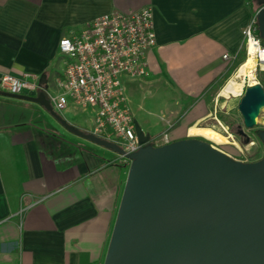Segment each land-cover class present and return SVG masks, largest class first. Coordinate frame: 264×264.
Returning a JSON list of instances; mask_svg holds the SVG:
<instances>
[{"label":"crops","instance_id":"1","mask_svg":"<svg viewBox=\"0 0 264 264\" xmlns=\"http://www.w3.org/2000/svg\"><path fill=\"white\" fill-rule=\"evenodd\" d=\"M144 6L156 44L147 74L123 80L129 107L144 133L184 138L214 119L204 93L230 67L223 55L241 45L250 0H0V76L33 73L52 85L61 37ZM58 114L82 132L94 126L93 109ZM127 168L40 104L0 94V264H103Z\"/></svg>","mask_w":264,"mask_h":264},{"label":"water","instance_id":"2","mask_svg":"<svg viewBox=\"0 0 264 264\" xmlns=\"http://www.w3.org/2000/svg\"><path fill=\"white\" fill-rule=\"evenodd\" d=\"M257 20L264 40V6ZM0 94L40 104L67 130L129 160L103 264H264V155L242 162L191 135L153 146L135 120L141 146L125 154L68 124L43 93ZM237 107L243 127L255 128L264 86L244 88ZM259 136L264 145V130Z\"/></svg>","mask_w":264,"mask_h":264},{"label":"built area","instance_id":"3","mask_svg":"<svg viewBox=\"0 0 264 264\" xmlns=\"http://www.w3.org/2000/svg\"><path fill=\"white\" fill-rule=\"evenodd\" d=\"M258 12L242 29L238 51L233 55H223L230 67L237 62L241 52L245 59L253 57L255 76L264 70V40L258 32ZM155 44L150 6L130 12L113 11L95 18L80 32L59 39L58 53L64 65L52 85L44 86L39 76L33 73H5L0 76V92L28 96L43 93L57 113L69 105L93 109L94 126L90 133L118 146L125 154L133 153L141 145L135 133V119L123 80L142 78L147 74L146 52ZM236 79L242 83L241 93L237 96L240 97L244 88L253 84L249 79ZM169 142L167 133L153 136L150 140L153 146ZM117 155L129 164L124 154Z\"/></svg>","mask_w":264,"mask_h":264},{"label":"rangeland","instance_id":"4","mask_svg":"<svg viewBox=\"0 0 264 264\" xmlns=\"http://www.w3.org/2000/svg\"><path fill=\"white\" fill-rule=\"evenodd\" d=\"M255 1L256 0H253L254 4H256ZM244 59V53L241 52L237 62L232 67L226 69L222 79L217 84L208 87L204 93V99L209 104L208 107L212 112L211 116L213 118L215 117V120L209 119L195 127H212L218 132L220 131L219 133H221L222 136L203 130H193L189 135L201 136L214 142L217 144L215 145L217 148L227 153L232 159L242 162H254L261 159L264 155V145L259 136L260 132L264 130V109L261 112L258 124L255 128L245 129L243 127L241 114L237 107L241 96L229 97L230 94L224 92L226 86L223 88L225 82L237 72L239 65ZM256 80L259 83L263 80L264 83V70L257 72ZM219 92L221 95L228 98H224ZM240 128L245 135L239 134Z\"/></svg>","mask_w":264,"mask_h":264},{"label":"bare ground","instance_id":"5","mask_svg":"<svg viewBox=\"0 0 264 264\" xmlns=\"http://www.w3.org/2000/svg\"><path fill=\"white\" fill-rule=\"evenodd\" d=\"M245 60H244L245 62L243 61L240 64V66L238 67V71H237L235 78L230 79V81L225 85L226 87L224 86L225 87L224 92L230 94L229 96L237 97L241 93L242 83L239 82L236 78H240L242 81L244 79H249L250 84H256L257 83L256 76H255L256 62H255L254 58L250 56V57L246 58ZM221 90H220V92H221ZM220 92H219V94H220ZM221 96H223V95H221ZM223 97L228 98L226 96H223ZM193 130L209 131V132H212L218 136H222L221 133H219L220 131L218 132L217 130H215L212 127L199 126V128H198V127L194 126ZM199 137H201V136H199ZM206 140H208V139H206ZM208 141H210V140H208ZM210 142L213 143L214 145H217L212 141H210Z\"/></svg>","mask_w":264,"mask_h":264},{"label":"trees","instance_id":"6","mask_svg":"<svg viewBox=\"0 0 264 264\" xmlns=\"http://www.w3.org/2000/svg\"><path fill=\"white\" fill-rule=\"evenodd\" d=\"M252 2V8L254 9V14H256L262 7L263 5H260L259 7H254V3H253V0H250ZM259 34H260V31L258 30ZM261 36V34H260ZM261 84L264 86V83H263V80L260 81ZM153 138V136H151V139Z\"/></svg>","mask_w":264,"mask_h":264},{"label":"flooded vegetation","instance_id":"7","mask_svg":"<svg viewBox=\"0 0 264 264\" xmlns=\"http://www.w3.org/2000/svg\"><path fill=\"white\" fill-rule=\"evenodd\" d=\"M188 136L184 137V138H187ZM184 138H181V139H184Z\"/></svg>","mask_w":264,"mask_h":264}]
</instances>
